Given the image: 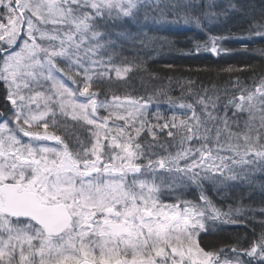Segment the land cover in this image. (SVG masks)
Returning <instances> with one entry per match:
<instances>
[{"label": "snow or ice", "instance_id": "1", "mask_svg": "<svg viewBox=\"0 0 264 264\" xmlns=\"http://www.w3.org/2000/svg\"><path fill=\"white\" fill-rule=\"evenodd\" d=\"M138 6L152 5L0 0V83L12 106L11 115L0 113V264H244L243 256L264 264V232L247 248H229L233 259H222L223 249L206 251L198 238L211 206L207 197L200 196L203 205L164 203L156 183L157 173L198 183L197 170L236 180L244 169L264 167V77L251 88L237 86L223 115L218 98L205 94L196 102L199 114L193 104H181L190 116H157L152 123L145 111L152 97L111 90L139 66L108 55L115 42L100 31L114 19L135 18ZM155 7L167 22L165 9L184 5L177 0L160 8L155 0ZM248 36L264 40V23ZM221 39L210 37L196 50L219 55ZM256 51L264 57V48ZM244 113L240 129L235 117ZM57 115L75 126L66 124L63 136L50 130ZM163 132L180 137L179 151L161 156L141 142L143 133L156 144ZM211 213L228 215L214 207Z\"/></svg>", "mask_w": 264, "mask_h": 264}, {"label": "trees", "instance_id": "2", "mask_svg": "<svg viewBox=\"0 0 264 264\" xmlns=\"http://www.w3.org/2000/svg\"><path fill=\"white\" fill-rule=\"evenodd\" d=\"M144 2L148 3L149 0ZM207 2L188 0L182 8L165 9L167 22H164L159 18L155 0H150L152 6H138L137 11L143 18L145 12L150 13V21L136 22L129 18L122 23L120 19H114L108 22L107 28H101L102 32L113 37L115 43L111 47V55L117 62L128 61L139 66L126 81L112 85L111 90L121 97H152L145 110L146 118L152 123L157 122V116L169 119L175 115L178 120L190 116L191 111L181 108V104H193L199 114L201 109L196 102L205 94L218 98L217 109L223 115L222 106L233 94H239L234 91L237 86L251 88L254 82L264 77V57L256 51L264 48V40L248 36L250 28L264 23V0H214L212 8L207 7L212 1ZM165 3L173 2L160 0V8ZM209 17L213 19L210 26ZM185 18L193 26L184 28ZM135 19H138L137 15ZM196 20H199V25ZM215 31H221L227 37L222 44L225 51L219 55L203 48L197 51L196 45L203 41L205 34H217ZM118 33H126L128 38ZM153 37L156 39H151ZM6 96V86L0 83V113L10 115L12 106ZM233 111L228 109L230 118ZM55 119L57 127L50 125V130L62 136L66 124L75 127L70 120L66 121L59 115ZM235 119L242 129L244 121L248 119L247 113L237 114ZM236 130L233 128V131ZM77 134L87 139L85 130L77 129ZM158 136L162 143L174 141L167 137L166 132L158 133ZM141 139L148 144L153 143L149 135L142 133ZM257 166L258 172L244 169L240 178L223 183L205 184L202 180L195 188L187 186L186 191L175 186L169 192H162L160 187V196L162 200L174 202V195L187 194L193 203L200 205H203L200 196H206L211 206L206 210L203 221L205 228L198 237L201 246L206 251L223 249L222 259L231 260L234 254L229 248H247L250 241L264 232V167ZM212 207L228 215L215 219L211 213ZM241 259L244 264H250V261L256 264L253 258L243 256Z\"/></svg>", "mask_w": 264, "mask_h": 264}, {"label": "rangeland", "instance_id": "3", "mask_svg": "<svg viewBox=\"0 0 264 264\" xmlns=\"http://www.w3.org/2000/svg\"><path fill=\"white\" fill-rule=\"evenodd\" d=\"M173 2V3H176L177 2V0H168V2ZM190 2L191 1H196V0H189ZM210 1H212L211 2V4H209L208 2H210ZM208 0V5H207V7L209 6V8H212V3L214 2V0ZM188 2V0H180V3H182V4H186ZM206 17H208V14L206 15ZM131 19V20H133V21H136V22H139L140 20H142L141 22H147V21H150V20H148V19H144L143 18V16L140 14V13H138L137 14V18L138 19H135V18H133V17H123V18H118V19H120L119 21L120 22H122L123 23V21H125V20H127V19ZM213 19L212 18H208V25L210 26L211 25V21H212ZM191 26H193L192 24H190L189 22L188 23H185V25H184V28L185 27H191ZM111 27V26H110ZM212 27H213V25H212ZM216 28V27H215ZM214 28V29H215ZM213 29V30H214ZM111 30V29H110ZM100 31H102V29H100ZM193 32V31H192ZM217 34H214V35H212V34H205L206 36H205V38L203 39V41H201V43H200V45H203V44H205V42H207L208 40H209V38L210 37H221L222 39L219 41V48H222L223 49V47H222V44H223V42H224V40L227 38L226 36H223V33H221V31H215ZM111 40V41H114L113 40V37H109V35H108V37L106 38V40L105 41H107V40ZM194 43V42H193ZM197 46V45H196ZM111 47L113 48V44L111 45V46H109V47H107V49H106V52H107V54L108 55H111ZM206 50V49H205ZM103 51H105V50H102V52ZM222 53V52H221ZM60 63V65L61 64H63V66L61 65V67H67V64L65 63V62H63V61H61V62H59ZM67 83V82H66ZM69 83V86H72L71 84H70V82H68ZM10 115H11V112H10ZM59 133V132H58ZM58 133H56L57 135H60V134H58ZM82 140H86V139H83V138H81ZM173 140V139H172ZM179 140H180V137L178 136V137H176V139H174V141H172L170 144H168V143H162V142H160V141H158V143H156V144H153V143H149V144H152V147L149 149V151L150 152H152V153H156V154H158V155H161V156H163V155H167V154H169V153H171V154H174L175 152H177V151H179L180 150V144H179ZM141 142L142 143H147L146 141H143V139H141ZM50 143H52V144H54L55 142H50ZM159 145H163V148H161ZM193 146L194 147H198L199 145H195V143L193 144ZM156 158V156H152V159H155ZM146 162V161H145ZM261 166H259V168H260ZM251 169H253L254 171L253 172H258L259 170H258V166L256 165V166H253ZM250 169V170H251ZM198 172H199V175L201 176V179H200V182H202V180H203V182L206 184V183H215V182H218V181H220L221 183H223V182H225L226 180H224L222 177H220L218 174H215V173H210V174H206V173H204V172H201V171H199V170H197ZM157 179H156V183L158 184V185H160V187H162V192H169L170 191V188H172V187H175V186H177V188L178 189H180V188H184L183 189V191H186L187 189V186H191V187H194V186H197L198 185V183H190L187 179H184V178H182L181 176H177V175H175V174H164V173H157ZM152 177L151 176H149L148 177V179H151ZM159 179H160V181H159ZM229 181V180H228ZM161 183V184H160ZM173 185V186H172ZM195 188V187H194ZM181 192V191H180ZM161 193V192H160ZM182 193V192H181ZM161 195V194H160ZM173 196V195H172ZM165 197H169V195H165ZM180 200V201H190V202H194L192 199H189V197H187V194H176V195H174V202H172V200L170 201L169 199H166V200H162V197L160 196V199H161V201L162 202H164V203H168V204H172V203H176L177 201H178V199ZM203 223H205V222H203ZM200 235V234H199ZM256 264H260V261H259V259H254L253 260Z\"/></svg>", "mask_w": 264, "mask_h": 264}]
</instances>
